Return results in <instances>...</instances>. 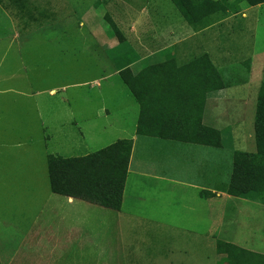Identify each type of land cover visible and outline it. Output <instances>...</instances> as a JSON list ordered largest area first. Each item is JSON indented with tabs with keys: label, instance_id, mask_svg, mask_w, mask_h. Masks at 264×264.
<instances>
[{
	"label": "rangeland",
	"instance_id": "1",
	"mask_svg": "<svg viewBox=\"0 0 264 264\" xmlns=\"http://www.w3.org/2000/svg\"><path fill=\"white\" fill-rule=\"evenodd\" d=\"M205 1L223 2L228 20L219 29L194 28L172 0H0L1 264H218L220 240L264 255V197L216 206L228 226L220 227L219 215L213 235H196L199 190L140 183L132 174L126 196L145 207L130 211L134 233L116 212L72 207L50 188L49 155L79 158L131 140L136 102L115 73L120 42L135 36L134 25L155 37H194L187 49L199 43L195 54L209 52L218 67L247 60L242 44L264 42V7ZM217 30L228 33L218 39ZM251 75L253 85L263 79L261 69ZM248 102L247 134L257 152V96ZM220 154L213 164L224 167L228 194L234 168L229 152Z\"/></svg>",
	"mask_w": 264,
	"mask_h": 264
},
{
	"label": "crops",
	"instance_id": "2",
	"mask_svg": "<svg viewBox=\"0 0 264 264\" xmlns=\"http://www.w3.org/2000/svg\"><path fill=\"white\" fill-rule=\"evenodd\" d=\"M263 7L257 5L250 9ZM129 10L128 6L124 9L125 16ZM227 18L228 15L216 14V22L210 27L218 28ZM243 18H248V15L244 14ZM131 32L135 34L134 37H124L120 42L123 51H119V54L122 52L123 58L121 55L118 57L115 73V77L122 81V72L129 69L135 91L130 90L122 81L128 91L127 98H133L136 102V122L131 138L133 148L126 189L134 174L140 183H164L199 190L200 199L199 204L196 203L194 221L196 229L192 233L213 235V217L220 215L216 206L222 207L225 202L235 203L237 199L248 202L247 199L231 197L225 192L224 186L228 180L224 179V167L213 164V156L222 157L220 153L229 152L233 169L236 153H256L249 144L251 136L247 133L252 122L248 124L247 112L250 105L248 100L250 97L256 99V96L258 100L257 91L264 83V42L242 44L241 48L247 49L249 53L245 55L247 60L235 66L218 67L209 52L195 54L196 50L202 49L199 43H192L190 46L194 49H187L186 44L194 37H155L152 29L141 31L136 25L131 28ZM217 32L220 36L218 39L228 33L226 30L224 35L220 30ZM205 57L219 72L218 79L206 61L204 65L200 62ZM126 62L127 68L124 64ZM260 69L263 79L253 85L251 74H258ZM218 81L223 86L213 91V83ZM140 101L144 109H141ZM101 116L106 117L107 113L101 110ZM141 117L143 129L148 130L144 135L138 133ZM204 129H214L220 133L221 147L203 145L192 140L205 135ZM165 136L176 140L161 138ZM183 138L189 141H183ZM126 189L122 209L116 212L117 218L123 229L130 228L135 233L132 225L137 222L134 217L136 214H130V211L137 207L143 210L145 207L141 205L140 197L133 194L127 198ZM77 202L82 201L68 198V204L72 207ZM219 217L222 219L220 227L228 226L224 221L226 212H222ZM230 224L236 227L234 223Z\"/></svg>",
	"mask_w": 264,
	"mask_h": 264
},
{
	"label": "trees",
	"instance_id": "3",
	"mask_svg": "<svg viewBox=\"0 0 264 264\" xmlns=\"http://www.w3.org/2000/svg\"><path fill=\"white\" fill-rule=\"evenodd\" d=\"M172 1L186 21L194 28L201 27L203 29L205 27L206 29L216 22V14L226 15V10H223V2L210 1L208 3L205 0L200 2L197 0ZM245 1L251 6L264 4V0ZM205 61L218 79L220 74L208 57L202 58L200 62H203L204 65ZM127 67L128 65H126ZM122 73L126 86L135 92L129 76V69H125ZM222 86V82L213 83V91L221 89ZM138 98L141 100L139 96ZM141 109H144L142 103ZM256 112L257 152L255 154L236 153L231 177V184L233 185L228 191L231 197L241 199L264 197V83L259 91ZM142 119L143 117L139 120L138 133L144 135L148 130L143 129ZM204 130L206 131L205 135H200L197 139L192 140L201 142L199 144L203 145L221 147L220 133L214 129ZM161 138L176 140L166 136ZM182 140L189 141L186 138ZM132 148L133 142L131 140H120L107 148L84 157L64 158L49 155L47 161L52 193L99 206L106 210L121 211L129 175ZM217 251L219 255L218 264H264L263 254L243 249L233 243L220 240L217 243Z\"/></svg>",
	"mask_w": 264,
	"mask_h": 264
}]
</instances>
